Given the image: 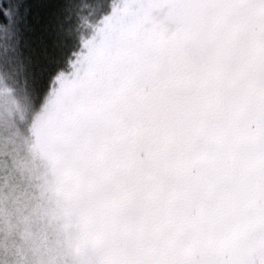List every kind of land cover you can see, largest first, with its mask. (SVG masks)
<instances>
[{
	"label": "snow or ice",
	"instance_id": "1",
	"mask_svg": "<svg viewBox=\"0 0 264 264\" xmlns=\"http://www.w3.org/2000/svg\"><path fill=\"white\" fill-rule=\"evenodd\" d=\"M0 264H264V0H0Z\"/></svg>",
	"mask_w": 264,
	"mask_h": 264
},
{
	"label": "rangeland",
	"instance_id": "2",
	"mask_svg": "<svg viewBox=\"0 0 264 264\" xmlns=\"http://www.w3.org/2000/svg\"><path fill=\"white\" fill-rule=\"evenodd\" d=\"M18 107H21L14 90L0 89V113H14Z\"/></svg>",
	"mask_w": 264,
	"mask_h": 264
},
{
	"label": "trees",
	"instance_id": "3",
	"mask_svg": "<svg viewBox=\"0 0 264 264\" xmlns=\"http://www.w3.org/2000/svg\"><path fill=\"white\" fill-rule=\"evenodd\" d=\"M14 92H15V94H16V96H17V100H18L20 106L22 107V106L24 105V103H25L23 97L20 96L15 90H14Z\"/></svg>",
	"mask_w": 264,
	"mask_h": 264
}]
</instances>
